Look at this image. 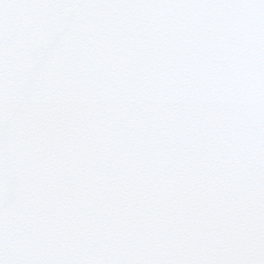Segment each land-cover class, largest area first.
<instances>
[{"label": "water", "instance_id": "95a60500", "mask_svg": "<svg viewBox=\"0 0 264 264\" xmlns=\"http://www.w3.org/2000/svg\"><path fill=\"white\" fill-rule=\"evenodd\" d=\"M0 264H264V0H0Z\"/></svg>", "mask_w": 264, "mask_h": 264}]
</instances>
